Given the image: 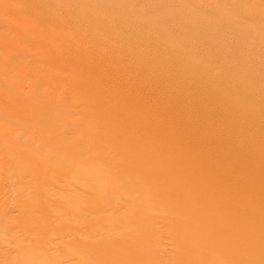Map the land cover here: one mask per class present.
Instances as JSON below:
<instances>
[{
  "label": "bare ground",
  "instance_id": "6f19581e",
  "mask_svg": "<svg viewBox=\"0 0 264 264\" xmlns=\"http://www.w3.org/2000/svg\"><path fill=\"white\" fill-rule=\"evenodd\" d=\"M206 1L0 0L4 262L264 264V0Z\"/></svg>",
  "mask_w": 264,
  "mask_h": 264
},
{
  "label": "rangeland",
  "instance_id": "374dc122",
  "mask_svg": "<svg viewBox=\"0 0 264 264\" xmlns=\"http://www.w3.org/2000/svg\"><path fill=\"white\" fill-rule=\"evenodd\" d=\"M40 1H43V0H39V2H40ZM213 1H214V0H213ZM213 1H212V0H210V1H206V4H203L202 6H201V5H200V6H201L203 9L206 8V12H207V13H212L213 9H215L216 7H219L218 9H221V8H224V7H225V6H223V7L219 6L221 3H220L219 5H218V3H217L216 6H213V5H215ZM216 1L218 2V0H216ZM212 2H213V3H212ZM210 3H211V4H210ZM221 5H222V4H221ZM208 6H209V7H208ZM210 7H212L213 9L210 8ZM210 9H211V10H210ZM207 13H206V14H207ZM214 15H215V14H214ZM214 18L218 21V23H219L218 25L222 24L221 21H220V19H219L216 15L214 16ZM233 18H235V17H233ZM239 19H240V17L237 18V19H235V20L240 21ZM241 20H242V19H241ZM240 22L242 23V21H240ZM223 56H224V57H223ZM220 57L223 58V59H226V58H227L224 54H220ZM4 229H6V230H4L5 233L7 232V234H8V233L11 234V235L13 234V233H11V232L14 231V229H13L12 227L9 228V226H6ZM18 229H19V228H18ZM16 230H17V229H16ZM17 232H18V230H17ZM53 235H54V234H53ZM74 251H75V248H74ZM78 255H80V254L77 253V251H75V252H73V254H72L71 256H78ZM61 258H62V257H57V256H56L54 259H52V258L50 257V264H53V263L55 262V261H54L55 259H58L57 261H63ZM7 259H9V258L7 257ZM7 259H6V260H7ZM10 259H11V260H10ZM10 259H9V261L7 260L6 262H4L3 259L0 258V260H1V261H0V264H17V261L21 262L20 259L18 260V258H15V257L12 258V257L10 256ZM14 259H15V260H14ZM2 262H3V263H2ZM44 262H47V261H44ZM44 262H43V263H44ZM21 263H22V262H21ZM43 263H42V264H43ZM57 263H59V262H57ZM60 263H61V262H60ZM60 263H59V264H60ZM62 263H63V262H62ZM62 263H61V264H62ZM19 264H20V263H19ZM22 264H24V263H22ZM25 264H27V263H25ZM29 264H31V263H29ZM33 264H34V263H33ZM37 264H38V263H37ZM44 264H46V263H44ZM64 264H66V262H64Z\"/></svg>",
  "mask_w": 264,
  "mask_h": 264
}]
</instances>
